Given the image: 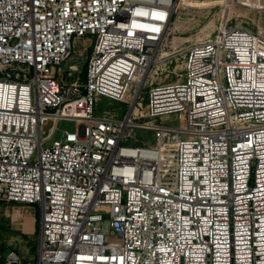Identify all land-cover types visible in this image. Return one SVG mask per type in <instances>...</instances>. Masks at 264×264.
<instances>
[{
    "label": "built area",
    "instance_id": "obj_1",
    "mask_svg": "<svg viewBox=\"0 0 264 264\" xmlns=\"http://www.w3.org/2000/svg\"><path fill=\"white\" fill-rule=\"evenodd\" d=\"M181 1L0 0V203L38 206L35 264H264V29L222 27L182 82L151 85L147 115L180 127L133 116ZM96 95H131L127 115L97 116ZM62 119L79 130L45 146Z\"/></svg>",
    "mask_w": 264,
    "mask_h": 264
},
{
    "label": "rangeland",
    "instance_id": "obj_2",
    "mask_svg": "<svg viewBox=\"0 0 264 264\" xmlns=\"http://www.w3.org/2000/svg\"><path fill=\"white\" fill-rule=\"evenodd\" d=\"M182 0L170 25V46L161 54L156 68L150 73L147 85L133 113L135 121L145 124H168L180 127L185 116L175 114L164 119H152L147 114L149 104V89L151 85L182 82L185 77V51L195 42L214 38L222 27L263 28L264 13L250 6L257 0ZM245 4V5H244ZM249 6V7H248ZM75 53L67 65L79 68L81 81L84 79L86 64L91 55L89 41L79 40L75 43ZM131 95L123 102L109 99L105 96H95L97 116L122 119L127 115ZM55 127L54 121H49L43 130L48 135ZM80 122L62 119L56 123L55 134L45 146L60 139L64 132L76 133ZM127 145L135 147H151L157 144L153 132L133 130ZM28 213L31 216L28 217ZM39 209L38 206L25 204L0 203V264L10 252L18 254L23 264H35L38 248Z\"/></svg>",
    "mask_w": 264,
    "mask_h": 264
},
{
    "label": "bare ground",
    "instance_id": "obj_3",
    "mask_svg": "<svg viewBox=\"0 0 264 264\" xmlns=\"http://www.w3.org/2000/svg\"><path fill=\"white\" fill-rule=\"evenodd\" d=\"M27 215H28V217H30L31 216V213H28Z\"/></svg>",
    "mask_w": 264,
    "mask_h": 264
},
{
    "label": "trees",
    "instance_id": "obj_4",
    "mask_svg": "<svg viewBox=\"0 0 264 264\" xmlns=\"http://www.w3.org/2000/svg\"><path fill=\"white\" fill-rule=\"evenodd\" d=\"M86 68V67H85ZM85 73V72H84Z\"/></svg>",
    "mask_w": 264,
    "mask_h": 264
}]
</instances>
